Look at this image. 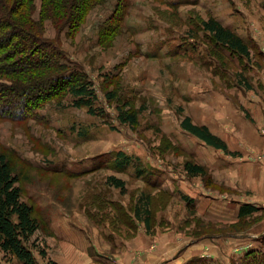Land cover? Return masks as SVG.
<instances>
[{"label":"rangeland","instance_id":"rangeland-1","mask_svg":"<svg viewBox=\"0 0 264 264\" xmlns=\"http://www.w3.org/2000/svg\"><path fill=\"white\" fill-rule=\"evenodd\" d=\"M117 2L104 0L72 36L45 22V38L60 39L67 64L88 75L96 114L67 94L33 120H0V154L41 224L37 261L47 264L45 250L59 264H264V0H131L101 44ZM210 18L240 36L251 57L218 46L202 26ZM120 106L138 114L136 127L117 120ZM185 117L228 153L183 130ZM121 152L128 167L116 166ZM187 162L206 175L190 177ZM113 174L123 193L108 183ZM142 197L152 214L147 234L135 214ZM247 204L260 211L240 219Z\"/></svg>","mask_w":264,"mask_h":264},{"label":"trees","instance_id":"trees-1","mask_svg":"<svg viewBox=\"0 0 264 264\" xmlns=\"http://www.w3.org/2000/svg\"><path fill=\"white\" fill-rule=\"evenodd\" d=\"M103 2L0 0V120L22 123L33 120L42 107L61 102L67 94L74 98L72 106L88 107L91 114H96L93 103L97 95L88 75L67 64L60 39L50 41L45 38V22H51L59 35L67 31L72 36L89 13ZM38 4L40 14L35 19ZM130 6L131 0H118L113 14L101 31V44L105 45L119 31ZM202 24L218 46L240 57H251V49L245 41L218 20L210 18ZM107 96L110 100L114 99L112 93ZM10 104L18 107V110L9 112ZM126 108L118 107L117 120L134 128L138 125V114ZM244 112L247 119L253 120L247 111ZM98 114L104 116V110ZM181 126L208 147L228 153L227 144L207 126L194 124L190 117H185ZM118 156L126 158L124 153ZM185 170L190 177L206 175L204 167L191 162L185 164ZM19 182L20 177L14 173L8 157L0 154V264L8 258L16 259L21 264H39L34 255L32 239L41 224L35 218L34 206L23 200ZM108 183L122 193L125 191V182L114 176L108 178ZM140 200L141 203L135 209L136 218L146 222L149 230L152 216L150 202L144 197ZM259 211L258 207L247 204L240 209L239 216L240 219L249 218ZM40 255L47 264H59L48 259L45 250H40Z\"/></svg>","mask_w":264,"mask_h":264},{"label":"crops","instance_id":"crops-1","mask_svg":"<svg viewBox=\"0 0 264 264\" xmlns=\"http://www.w3.org/2000/svg\"><path fill=\"white\" fill-rule=\"evenodd\" d=\"M121 153H123V152H121ZM123 163V167H128V165L130 164V159L128 158V157H126L125 159L123 158V156H122V158L121 157H118L117 156V158H116V166H118L120 163ZM127 164H126V163ZM121 165V164H120ZM112 176H116V178L117 179H120V180H122L123 181V178L122 177H119L118 176V174H113ZM120 176H123L122 174L120 175ZM111 177V176H110ZM126 189V188H125ZM159 190V189H158ZM137 208V207H136ZM143 222V221H142ZM144 223V225H145V228H146V234H147V232H149L148 231V228H147V225H146V222H143ZM149 239V237H147L146 235H144L143 234V232L141 231V235H140V237H139V241L141 242V244H140V246L139 247H144V246H146V244H148V240ZM191 251V249L190 250H188V251H185L184 252V254H186V255H189V256H187V258L188 257H190V252ZM159 253H160V251H159ZM185 261L187 260L186 259V257L185 258H183ZM172 262V261H171ZM171 262H169L168 264H171ZM175 262H173L172 264H174ZM176 264V263H175Z\"/></svg>","mask_w":264,"mask_h":264}]
</instances>
